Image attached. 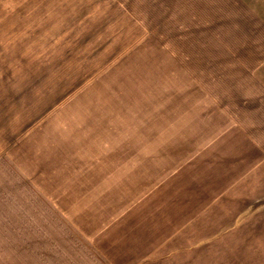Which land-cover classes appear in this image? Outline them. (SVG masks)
<instances>
[{
  "label": "rangeland",
  "instance_id": "obj_1",
  "mask_svg": "<svg viewBox=\"0 0 264 264\" xmlns=\"http://www.w3.org/2000/svg\"><path fill=\"white\" fill-rule=\"evenodd\" d=\"M253 103L264 0H0V264H93L136 169Z\"/></svg>",
  "mask_w": 264,
  "mask_h": 264
},
{
  "label": "crops",
  "instance_id": "obj_2",
  "mask_svg": "<svg viewBox=\"0 0 264 264\" xmlns=\"http://www.w3.org/2000/svg\"><path fill=\"white\" fill-rule=\"evenodd\" d=\"M254 104L244 121L222 108L225 124L191 156L137 168L125 198L114 201V232L89 245L88 256L99 257L93 264H232L231 258L263 257L264 113L251 110Z\"/></svg>",
  "mask_w": 264,
  "mask_h": 264
}]
</instances>
